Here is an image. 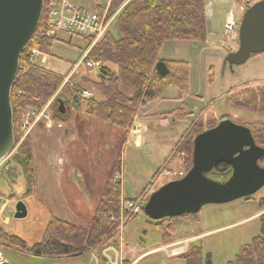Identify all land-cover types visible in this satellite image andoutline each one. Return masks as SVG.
<instances>
[{
  "label": "rangeland",
  "instance_id": "obj_1",
  "mask_svg": "<svg viewBox=\"0 0 264 264\" xmlns=\"http://www.w3.org/2000/svg\"><path fill=\"white\" fill-rule=\"evenodd\" d=\"M60 1L53 0V6L57 7ZM65 1L76 9L90 12L96 11L98 5L106 8L111 4L110 0ZM256 1L242 0L239 3L237 0H204L206 41L172 40L162 44L159 59L186 64L187 90L181 93L177 88L169 87L159 99L141 106V110L138 108L129 134L134 123L141 121L144 132L141 146L127 140L120 151L122 169L119 171L111 172L117 151L119 153L116 147L120 142L119 130L108 128L106 123L98 119L85 117L83 102L73 107L62 101L65 111L61 115L64 121L53 117L62 100L60 97L64 96V82L43 108H29L16 120L14 148L0 162V232L18 237L25 243L26 249L20 250L8 240L0 238V249L9 264H89V255L38 257L30 254L29 250L44 239V230L51 217L88 226L100 199L109 188L108 184H112L111 195L118 196L119 200H134L144 192L148 199L152 192L172 179L165 176L163 170L184 173L187 167L183 165L184 140L181 137L186 131H202L215 124L216 120L229 119L240 125L264 121V114L233 105L229 101L230 96L239 92L264 88V52L252 55L238 66L230 67L224 63L227 54L238 48V34L229 35L223 31L228 13L232 12L239 22L243 14L240 5H251ZM123 6L120 5L117 10ZM109 31L115 39L120 37L114 21ZM56 38L48 55L37 50L39 58L45 59L38 65L64 76L71 73L72 63L88 47L89 40L83 35L66 33H58ZM110 67L115 69V66ZM76 72L79 73L73 84L79 88L86 85V89L88 85L78 78L86 76L95 80L98 70L81 65ZM69 74L65 79L68 80ZM90 91L95 98L101 99L97 90ZM46 108L50 112L49 120L38 115L39 111ZM182 108L188 112L185 119L177 115ZM174 110H177L176 113L170 114ZM25 143L30 144L33 154L37 181L35 192L27 184L23 169L16 159L20 146ZM34 154L43 156L35 158ZM56 165L64 171L61 179L56 175H46V179L43 181L41 178L38 183L37 170L49 171V167ZM74 170L77 172L74 173ZM158 170V176L153 179ZM117 172L122 176L119 185H115L114 179ZM210 177L220 182L227 179ZM18 201L27 210L23 218L14 217ZM262 212L264 186L248 198L205 205L189 218H166L161 223V220L148 222L143 212L128 216L119 207L120 217L116 219L119 231L112 242L121 248L125 257L134 258L139 253L170 241L198 234L193 242L183 244L182 252L189 250L190 246H198L201 251L197 263H188L180 256L182 253L169 255L164 249H159L142 256L138 264H208V256L210 264H228L235 260L241 247L250 244L259 234V216ZM172 226L173 230L170 229Z\"/></svg>",
  "mask_w": 264,
  "mask_h": 264
},
{
  "label": "trees",
  "instance_id": "obj_2",
  "mask_svg": "<svg viewBox=\"0 0 264 264\" xmlns=\"http://www.w3.org/2000/svg\"><path fill=\"white\" fill-rule=\"evenodd\" d=\"M52 1L44 0L38 26L19 59L18 71L10 93L13 134L16 130V120H19L29 108L33 110L43 108L64 82L62 90L65 92L64 96L60 97L61 101L70 103L73 107L83 102L85 117L98 119L106 123L108 128L119 130L120 142L116 144L119 153L117 151L111 167V172L114 173L122 169L120 151L128 138L138 108L159 99L163 91L169 87H175L181 93L186 92L188 82L186 64L159 59V51L165 41H206L205 2L204 0H160L156 3L155 0H110L109 15L124 4L113 19L120 37L115 39L108 28L91 48L90 56L100 59L103 65L98 70L95 80L86 76H80L78 79L88 85L87 90H97L101 99L94 96L83 99L80 97V90L85 89L86 85L79 88L73 84L74 79L78 77L77 70L65 82L69 73L61 76L51 72L30 57L31 49L48 55L52 42L57 39L43 34ZM237 1L242 2V0ZM102 10L103 8L98 5L96 12L101 13ZM88 39L92 38L88 37ZM110 65L115 66V69ZM229 101L233 105L264 114V88L239 92L235 96H230ZM176 111H171L170 114ZM180 111L177 115H182L183 119L187 118L188 112L183 108ZM53 117L64 121L58 109H55ZM219 121L216 120L215 124L202 131L214 127ZM244 126L249 128L255 144L264 149V121L251 122ZM202 131L188 130L181 137V140H184L183 165L187 167L183 174H186L192 165L193 139ZM16 159L23 169L27 184L35 192L36 170L29 143L20 146ZM259 165L264 167V157L259 160ZM159 171L154 174L153 179L158 176ZM230 174V167L221 163L209 173V176L228 178ZM108 185L109 188L100 199L88 226L51 217L44 230V239L32 246L29 250L30 254L38 257L77 256L112 242L119 231V223L111 220L110 217L113 214L116 219L119 218L120 200L118 196L111 195L112 184ZM115 185L119 184L115 182ZM189 217L191 215L186 214L176 218ZM259 219V234L250 244L241 247L235 260L228 264H264V212L260 214ZM162 221L163 219L160 223ZM160 223L157 224L160 226ZM170 229L173 230V226ZM0 238L8 240L20 250L26 249L25 243L16 236H8L0 232ZM200 251L198 246H190V249L180 256L188 263H197ZM207 263L210 264L209 256Z\"/></svg>",
  "mask_w": 264,
  "mask_h": 264
},
{
  "label": "water",
  "instance_id": "obj_3",
  "mask_svg": "<svg viewBox=\"0 0 264 264\" xmlns=\"http://www.w3.org/2000/svg\"><path fill=\"white\" fill-rule=\"evenodd\" d=\"M44 0H0V162L14 148L10 93L19 59L41 18ZM264 52V0H257L243 12L238 27V48L227 54L230 67L245 63ZM59 101L58 112L64 113ZM264 149L257 146L247 126L229 119L200 132L193 139L192 165L184 176L171 180L148 197L143 208L147 221L197 214L209 204H223L248 198L264 186V167L259 160ZM224 163L230 176L220 182L209 173ZM27 214L18 201L15 218Z\"/></svg>",
  "mask_w": 264,
  "mask_h": 264
},
{
  "label": "built area",
  "instance_id": "obj_4",
  "mask_svg": "<svg viewBox=\"0 0 264 264\" xmlns=\"http://www.w3.org/2000/svg\"><path fill=\"white\" fill-rule=\"evenodd\" d=\"M248 2V1H247ZM249 6V4H241L240 10L244 12V10ZM109 5L106 8H103L101 13L96 11H83L76 9L71 4L67 3L65 0L60 1L57 7L51 4L50 11L47 19V26L43 29V34L46 37H57L58 33H66L68 35H83L91 37L89 40V45L86 49H83L79 59L72 64L71 73L69 76L76 71L81 65H84L88 69L99 70L103 65V62L100 59H94L90 56V50L96 41L106 32V30L111 25L116 13L114 12L112 15L108 14ZM239 22H237L234 18L232 12H229L224 25L223 31L229 35H237L238 34ZM31 59L38 63L44 62V58H39V52L36 49L30 50ZM68 76V77H69ZM67 79H65V82ZM93 94L90 90L82 89L80 90V97L83 99H88L92 97ZM36 111H33V113ZM32 113V115H33ZM31 115V116H32ZM39 117H43L47 120L50 119V112L46 109H42L38 113ZM58 127H61L59 125ZM165 176L171 177L172 179H179L184 174L182 172H174L169 170H163ZM121 173L117 172L114 175L115 182L117 184H121ZM147 193L144 192L141 196L134 200H120L119 207L120 211L129 214H137L142 212L144 205L146 203ZM120 217V214H119ZM111 220H116V217L111 214ZM187 242L181 241L177 242L174 245H167L162 247L169 255L170 252L174 249L181 248L179 250L180 253L184 251L183 244ZM2 243L0 242V245ZM179 254V253H178ZM176 255V254H174ZM0 264H9L8 261L4 258L3 253L0 249Z\"/></svg>",
  "mask_w": 264,
  "mask_h": 264
},
{
  "label": "crops",
  "instance_id": "obj_5",
  "mask_svg": "<svg viewBox=\"0 0 264 264\" xmlns=\"http://www.w3.org/2000/svg\"><path fill=\"white\" fill-rule=\"evenodd\" d=\"M139 108L141 110V107H139ZM46 127H48V126H46ZM143 133L144 132L142 130L141 121L136 122V123H134L132 131L130 132L127 140L133 141L136 146H141V140H142V134ZM127 140H126V142H127ZM42 156H43V154H39V155L34 154L35 158L36 157L40 158ZM52 161H55V160H52ZM42 166H43V168H46V166H44V165H42ZM48 169H49V171H45V169L42 171L39 169L37 170V172H38V183L40 182L41 178L44 181L46 179V175H56L59 180L61 179L62 172H64L62 167H59L58 165H56L55 167L51 166V168L49 167ZM75 172H77V171L74 170V173ZM62 219L66 220L64 218H62ZM198 236L199 235L197 234V235H193V236H187V237H184V238L179 239V240L170 241L165 245H161L159 247L150 249V250L145 251L143 253H139L134 258H130L129 256L125 257L122 253L121 248L117 247L116 244H114L113 242H110V243H107L103 246L97 247L94 250H88L81 255H89V259H90L89 264H138L139 262H141V257L144 256L145 254H147L148 252H153L155 250L161 249L163 246L170 245L172 243L174 244V243L184 241V240L186 242H188V241L193 242ZM186 239H188V240H186ZM95 250L98 251L97 254H95ZM129 255L131 256V254H129Z\"/></svg>",
  "mask_w": 264,
  "mask_h": 264
},
{
  "label": "bare ground",
  "instance_id": "obj_6",
  "mask_svg": "<svg viewBox=\"0 0 264 264\" xmlns=\"http://www.w3.org/2000/svg\"><path fill=\"white\" fill-rule=\"evenodd\" d=\"M186 242V241H185ZM184 248V247H183ZM181 248H177V249H174V250H172L170 253V255H174V254H177V253H180L179 252V250H180Z\"/></svg>",
  "mask_w": 264,
  "mask_h": 264
}]
</instances>
